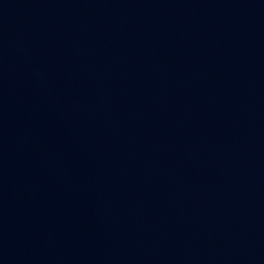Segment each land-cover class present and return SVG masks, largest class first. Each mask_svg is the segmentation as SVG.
<instances>
[{
	"label": "water",
	"instance_id": "water-1",
	"mask_svg": "<svg viewBox=\"0 0 264 264\" xmlns=\"http://www.w3.org/2000/svg\"><path fill=\"white\" fill-rule=\"evenodd\" d=\"M0 264H264V0H0Z\"/></svg>",
	"mask_w": 264,
	"mask_h": 264
}]
</instances>
